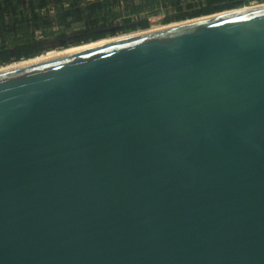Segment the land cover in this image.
I'll use <instances>...</instances> for the list:
<instances>
[{"label":"water","instance_id":"95a60500","mask_svg":"<svg viewBox=\"0 0 264 264\" xmlns=\"http://www.w3.org/2000/svg\"><path fill=\"white\" fill-rule=\"evenodd\" d=\"M210 16L0 69V264H264V6Z\"/></svg>","mask_w":264,"mask_h":264},{"label":"trees","instance_id":"16d2710c","mask_svg":"<svg viewBox=\"0 0 264 264\" xmlns=\"http://www.w3.org/2000/svg\"><path fill=\"white\" fill-rule=\"evenodd\" d=\"M192 0H0V66L30 59L46 52V40L59 36L61 48L114 34L115 21L137 17L133 29L150 27L148 16L174 9L185 19L195 8ZM203 1V0H197ZM195 16L234 9L241 0H204ZM63 50V49H62Z\"/></svg>","mask_w":264,"mask_h":264},{"label":"rangeland","instance_id":"374dc122","mask_svg":"<svg viewBox=\"0 0 264 264\" xmlns=\"http://www.w3.org/2000/svg\"><path fill=\"white\" fill-rule=\"evenodd\" d=\"M191 2L193 4H195V8L199 9L200 7H202V5H204L205 1L204 0L203 1L192 0ZM260 5H264V0H241L238 3L236 8L224 10L221 12H215L211 15H217L220 13H226L229 11L244 9V8H249V7L253 8V7L260 6ZM195 8L187 9L185 11V15H186L185 19H177V17L180 16V14L174 9H163V10L159 11L158 13H154V14L150 15L149 17H147L149 22H150V27H149V29L148 28L147 29L148 30L159 29V27H162V28L168 27L170 25H174L177 23L193 21L194 19H198V18L200 19V18L210 16V15L195 16ZM137 23H138L137 17L131 18L127 22L122 21V20L121 21H115L114 25L112 26V29L114 28V34L107 35L103 39L118 37V36H122V35H128V34H132L135 32H141V31L147 30V29H142V28L133 29L132 24H137ZM75 32L72 31V33H70V35L68 36V42L70 45L69 47L79 46V45L75 44L73 41V38L75 36ZM61 42L62 41L60 40L59 36L48 38L46 40V43H45L46 52L42 53L41 55H44V54H47L50 52H57V51H61L62 49H65V48H61ZM91 42H95V41H90L88 43H91ZM88 43H84V44H88ZM84 44H81V45H84ZM41 55H39V56H41Z\"/></svg>","mask_w":264,"mask_h":264},{"label":"bare ground","instance_id":"6f19581e","mask_svg":"<svg viewBox=\"0 0 264 264\" xmlns=\"http://www.w3.org/2000/svg\"><path fill=\"white\" fill-rule=\"evenodd\" d=\"M260 6H264V5H260ZM260 6H257V7H260ZM250 8V7H249ZM249 8H244V9H238V10H233V11H229V12H226L224 14H227V13H233V12H238V11H241V10H245V9H249ZM254 8V7H253ZM212 16H209V17H204V18H198V19H194L193 21H196V20H202V19H206V18H210ZM190 22V21H188ZM181 23H185V22H181ZM181 23H177V24H181ZM176 25V24H174ZM172 26V25H170ZM154 28V27H153ZM162 28V27H159V29ZM164 28V27H163ZM152 30H156V29H150V30H144V31H141V32H135V33H132V34H128V35H122V36H118V37H113V38H107V39H101V40H97L95 42H91V43H88V44H84V45H79V46H76V47H69L67 49H63L61 51H57V52H50V53H47V54H44V55H41V56H36V57H33V58H30V59H25V60H21V61H18V62H14V63H11V64H6V65H3V66H0V69L1 68H4V67H8V66H12V65H15V64H19V63H23V62H27V61H30V60H34V59H37V58H41V57H44V56H47V55H51V54H54V53H58V52H62V51H66V50H70V49H73V48H77V47H83V46H88V45H93V44H98V43H103V42H107V41H112V40H116V39H121V38H126V37H130V36H135V35H138V34H142V33H145V32H149V31H152Z\"/></svg>","mask_w":264,"mask_h":264},{"label":"built area","instance_id":"2783aa9c","mask_svg":"<svg viewBox=\"0 0 264 264\" xmlns=\"http://www.w3.org/2000/svg\"><path fill=\"white\" fill-rule=\"evenodd\" d=\"M149 17V16H148ZM149 29V28H148Z\"/></svg>","mask_w":264,"mask_h":264}]
</instances>
